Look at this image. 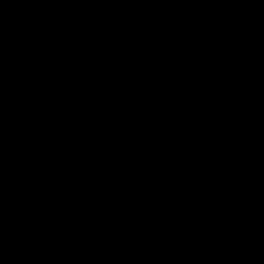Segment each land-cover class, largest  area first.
Segmentation results:
<instances>
[{
  "label": "water",
  "instance_id": "obj_1",
  "mask_svg": "<svg viewBox=\"0 0 264 264\" xmlns=\"http://www.w3.org/2000/svg\"><path fill=\"white\" fill-rule=\"evenodd\" d=\"M0 264H264V0H0Z\"/></svg>",
  "mask_w": 264,
  "mask_h": 264
}]
</instances>
